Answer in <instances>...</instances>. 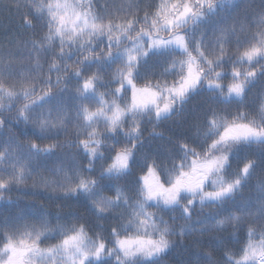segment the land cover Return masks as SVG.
Listing matches in <instances>:
<instances>
[{"label":"snow or ice","instance_id":"1","mask_svg":"<svg viewBox=\"0 0 264 264\" xmlns=\"http://www.w3.org/2000/svg\"><path fill=\"white\" fill-rule=\"evenodd\" d=\"M0 264H264V0H0Z\"/></svg>","mask_w":264,"mask_h":264}]
</instances>
